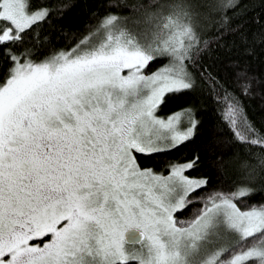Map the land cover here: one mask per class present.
<instances>
[{"label": "snow or ice", "instance_id": "obj_1", "mask_svg": "<svg viewBox=\"0 0 264 264\" xmlns=\"http://www.w3.org/2000/svg\"><path fill=\"white\" fill-rule=\"evenodd\" d=\"M0 264H264V0H0Z\"/></svg>", "mask_w": 264, "mask_h": 264}]
</instances>
